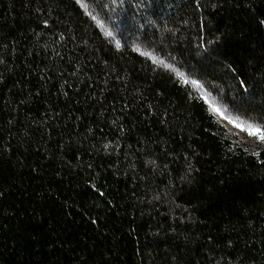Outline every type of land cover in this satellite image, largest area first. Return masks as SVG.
Returning a JSON list of instances; mask_svg holds the SVG:
<instances>
[{
	"label": "trees",
	"instance_id": "1",
	"mask_svg": "<svg viewBox=\"0 0 264 264\" xmlns=\"http://www.w3.org/2000/svg\"><path fill=\"white\" fill-rule=\"evenodd\" d=\"M212 108L264 129V0H0V264H264Z\"/></svg>",
	"mask_w": 264,
	"mask_h": 264
},
{
	"label": "snow or ice",
	"instance_id": "2",
	"mask_svg": "<svg viewBox=\"0 0 264 264\" xmlns=\"http://www.w3.org/2000/svg\"><path fill=\"white\" fill-rule=\"evenodd\" d=\"M214 111H219V109H214ZM231 123H234L236 127L241 128L242 130H247L248 134L253 137H258L259 140L264 141V129L258 126H253L251 124L249 125H243V124H236L235 121H231Z\"/></svg>",
	"mask_w": 264,
	"mask_h": 264
},
{
	"label": "rangeland",
	"instance_id": "3",
	"mask_svg": "<svg viewBox=\"0 0 264 264\" xmlns=\"http://www.w3.org/2000/svg\"><path fill=\"white\" fill-rule=\"evenodd\" d=\"M212 112L215 114V116L219 119V121L226 126V128L233 132V133H238L241 135V129L236 127L234 124H232L230 121L226 120L224 117H222L217 111H214L212 108ZM242 136V135H241Z\"/></svg>",
	"mask_w": 264,
	"mask_h": 264
}]
</instances>
